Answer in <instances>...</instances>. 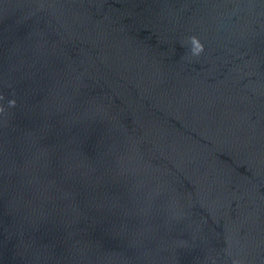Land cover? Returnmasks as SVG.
<instances>
[{"label":"water","instance_id":"water-1","mask_svg":"<svg viewBox=\"0 0 264 264\" xmlns=\"http://www.w3.org/2000/svg\"><path fill=\"white\" fill-rule=\"evenodd\" d=\"M0 97V264H264V0H0Z\"/></svg>","mask_w":264,"mask_h":264},{"label":"clouds","instance_id":"clouds-1","mask_svg":"<svg viewBox=\"0 0 264 264\" xmlns=\"http://www.w3.org/2000/svg\"><path fill=\"white\" fill-rule=\"evenodd\" d=\"M192 45H193V54L196 56H199L201 53L204 52V46L203 44L199 41V39H197L196 37H192ZM0 99H2V97H0ZM10 107H15L16 106V101L12 100L9 102ZM5 111V109L3 107H0V113H3Z\"/></svg>","mask_w":264,"mask_h":264}]
</instances>
